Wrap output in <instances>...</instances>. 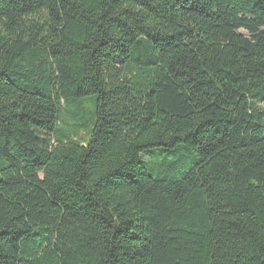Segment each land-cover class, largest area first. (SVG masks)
<instances>
[{"label":"trees","instance_id":"trees-1","mask_svg":"<svg viewBox=\"0 0 264 264\" xmlns=\"http://www.w3.org/2000/svg\"><path fill=\"white\" fill-rule=\"evenodd\" d=\"M0 264H264V0H0Z\"/></svg>","mask_w":264,"mask_h":264},{"label":"rangeland","instance_id":"rangeland-1","mask_svg":"<svg viewBox=\"0 0 264 264\" xmlns=\"http://www.w3.org/2000/svg\"><path fill=\"white\" fill-rule=\"evenodd\" d=\"M158 162H160V158L159 157L158 158L156 157L153 160H151L152 165H156V164H158Z\"/></svg>","mask_w":264,"mask_h":264}]
</instances>
